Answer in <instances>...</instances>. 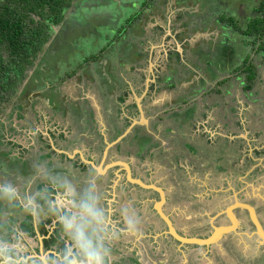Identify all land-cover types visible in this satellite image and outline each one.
Listing matches in <instances>:
<instances>
[{
    "label": "flooded vegetation",
    "instance_id": "obj_1",
    "mask_svg": "<svg viewBox=\"0 0 264 264\" xmlns=\"http://www.w3.org/2000/svg\"><path fill=\"white\" fill-rule=\"evenodd\" d=\"M62 24L64 23L62 22ZM70 27L71 26L64 25L65 31H62V35L60 34V32H58V34L61 35L63 39H66L69 35L74 34L76 30L81 29V27H79L76 23L72 28ZM150 31L156 33L165 32V34H163L161 38L158 37L157 39L150 41V45L152 46V50L154 51L163 49V47L165 46L163 44L164 40L173 39L175 41V39H177L175 38V31L173 27L169 25L163 27L158 23L156 25L152 24ZM143 32L145 31L138 30V32L134 34H137L140 39L144 37H151V39H153L154 35L149 33L147 34L145 32L147 35L144 36L145 33ZM168 32L169 34H167ZM228 33L230 32H226V35ZM85 35H87V33ZM78 37L79 36L75 37L74 39H77ZM227 37L230 38L228 35ZM133 42L135 41H132V43H127V45L130 44L131 46L128 49L129 51H131L132 49L137 50V52L133 51L135 56H132L131 53L127 51L129 57H124V55H121L120 52L117 62L118 64L114 66L110 65V69L112 71V73L110 74H107V71L105 70L104 72H100V70L96 69L93 71V73L88 72V67L92 66L89 63L96 62V59L84 61L83 59H81V53L78 54L77 51L76 53L78 55L70 51L66 55L67 57L65 59H60V57L62 56L59 53H56V56H59L56 62L44 64L42 65L40 70H43L46 74L47 72L45 70H49V73L47 74L49 76V82L52 83L53 80H61L60 83L62 84V88L67 92H57L58 89L56 90V88L58 86H56V84L54 83L53 86H51L53 91H49L50 85L44 82L43 85L47 89L44 91L45 95H41L42 99H38L36 95H32L29 96V99L27 100V97H21L22 89L27 80L30 79L36 69L39 68L40 63H42V54H44L46 48L42 49L43 52L25 69L24 80L21 83L17 82L13 88V91L8 90L3 93V95H15L13 97L17 98L16 109L25 111H21V115L16 112L7 119H0V179L8 178L18 179L22 181L23 178L30 177L33 174V165L38 162L47 163V165L50 168H53L56 172H66L74 179H78L79 177L84 176L87 169L94 168L97 169L100 173L102 172L101 175L103 176V181L100 184V191L106 197L110 207H118L121 205V203L132 201L141 212L144 232L142 239L145 244V250H143V246H141L142 249H139V252H137L142 261L140 262L137 258L138 264H152L153 255L151 253L152 249L150 248H153L154 246L156 247L157 243H159L158 241H160L161 246L165 250L164 252L160 253L159 257L164 254L166 259H157L155 257L158 261L157 264H175L177 261V257L175 256V254H177V256L179 257L178 261H181L180 264H211L208 257H211L212 255L214 256V260H217L216 262L214 261V264H218L219 262V264H264V250L261 249L264 248V246H259V240L256 237L255 229L249 218V214L246 210L235 206L236 202L247 203L251 205L258 215L260 224L264 228V221L259 215L260 209H262L261 206L264 205V198L257 195V200H261L263 202V205H260L257 200L253 199L252 201L247 197H239V194H237L232 188H229V192L232 198L225 199L224 197H222V193H219V196L216 195L217 192L221 191L220 186H217L219 188L216 189L215 186H212L211 188L203 186V194L205 195L201 197L203 198V204L199 203L197 199L192 198L194 199V201H192L190 205L192 207V214L199 216V219L194 220L195 223H193V233L189 234L188 232L185 233V231L180 228L181 222L175 220L174 218L175 215H177V217L180 215L179 211L181 210V207H178L180 208V210H178L177 207H173L172 214L166 212L165 207H167L169 204H176V202H169L167 190L160 183H158L159 181H156L155 178H151L152 180H148V177H146H153L152 175L155 168L157 166H160L158 168L163 169L164 164H166L167 170L165 171V173L169 175V179H171L175 186L176 184L177 186L179 184V186H182L185 189V193L181 195L185 198L188 197V188L191 186V175L185 172L186 167L194 165L196 167L195 170L199 169V171H205V169L209 168L207 170L210 171V169L212 168L210 164L213 161V156L216 158L215 160L218 163L219 167L216 166V162L213 163L214 169L213 171H211V173H216L218 171L223 174L222 176L224 177L222 178H227L231 181L237 177L245 176V173L247 172H250V174L252 175L258 170L257 165H259V161L254 162V158H252L250 155L248 156L247 154H245L244 157V151L242 149L241 142L246 141L249 147V140L247 138L249 137V134L247 133V135H244L246 134L245 126L248 127L247 129L252 127L256 128L257 126L261 129L260 131H258L259 134L262 133V135H264V122L261 121L262 118L259 119L261 116L255 118L253 123H250V125H248L246 124V121L242 123L241 119L236 118V110L230 107V103H225L223 97H221L219 101L213 100L212 104L209 103L210 101L202 103L203 91H205L204 95L208 96L216 93V91L223 93H227L229 91V88H225L227 80H220L219 77L220 75H224L226 71H232V68L228 67V62L223 71L221 67L220 71L215 70V68L212 66V61L213 57L216 56H214L213 53L212 59H210L208 62H197L192 57L193 55H196V57L198 56L197 49L200 50L199 43H196V46L194 47L195 49L189 52L191 53L190 55L185 49L183 50L181 46V44H184L183 41H180V43L175 41L174 45H176V48L168 50L165 54L162 53L163 62H158V64L154 63L153 67L151 66V55H149L148 50L144 48V44L143 46L141 45L143 41L140 43V45ZM180 46L182 51L180 50ZM209 49L208 52H212V50ZM52 52H55V48ZM73 54H75L76 56H80L79 59L78 57L77 59L73 58ZM162 54L160 53V55ZM52 56H54L53 53H51L50 57ZM122 56L124 57V59L121 58ZM82 62L84 63L82 64ZM79 63L82 64V66ZM100 63L102 66L105 64L106 66H108V62L104 64V60ZM166 63H168V66H166ZM233 63L236 66L244 62L239 61ZM250 63L251 62H246V64ZM79 65L81 66V68H83V70H80ZM133 66L136 68V70L132 69ZM163 68L167 69V72H171L175 75L172 76L171 74L169 76H166V79H164L163 81L161 80V84H166L167 87H163L158 80L159 77H157L158 74L163 70ZM210 68L215 72V74L218 75L217 77L212 79L213 74L210 73ZM243 69L245 71V67ZM80 71L83 73L82 75L87 78L92 77L93 74L96 78L97 74L108 75V77L110 78L108 82L113 83L112 85H110V96L112 97V101L115 104H106L105 100L101 98L103 104L100 105V103L98 104L97 102V105H94V107L93 101L95 98L93 97V99L86 94L85 91L87 81L85 82L86 78L81 81L80 77L82 75L80 74ZM114 72H116V75H114ZM144 72L145 74H150L149 79L143 78V76L145 75L143 74ZM53 74L54 76H52ZM225 75L227 76V74ZM123 76L126 77L128 81L134 82L133 88H130L131 92L135 95L133 103L134 107L132 109L129 107L131 109L130 114H128V118L130 121H128L127 119L120 120V107L122 105L121 102H126V87L129 86L128 82H126ZM256 76L257 77L254 78L252 82L251 89H246L245 85L247 84V81L245 79L244 82L246 83L242 86V90L247 92L248 96L252 97V99H260L259 103L261 108H258V110L263 111L264 109L261 99L264 98V92L263 94H261L257 90H254V86L256 85V83H262L263 78L260 74H258V72ZM153 77H156L155 83H149L148 85L147 82H152ZM171 77L175 83L167 84V82L170 81ZM142 80L144 81V86L142 87L143 90H141L140 96L137 97L139 99V101L137 102L136 95H138L137 93H139L140 85L143 84ZM179 82H186L188 85L192 82L195 86L199 85L200 90L194 88L189 89L190 91H187V89L185 88L186 86L183 87L181 85L180 87H178V89L180 90H178L173 85H178ZM215 82L220 87L216 91L212 89V85ZM228 84L230 83L228 82ZM154 85L156 88L155 90L153 88ZM19 86H21V90L18 94L17 91L15 92V90ZM115 86H118V91L116 92V95L114 97L112 89ZM163 88L173 89V92H168ZM161 90L164 93L162 97V93L161 95H159V92H161ZM46 93L51 95L47 96ZM121 93L123 95L122 98L120 97ZM103 95L106 99V94ZM164 96H166V98H164ZM167 96L173 99H167ZM96 99V101L100 99L99 95H97ZM161 99H163L164 101H161ZM194 99H198V101L202 103L199 107L196 108V110L191 107V105H197L196 100ZM22 101H25L27 105L23 106ZM36 102H41L40 108L37 107L38 105H36ZM138 105L141 107L143 116L138 109ZM212 108L214 110L211 113L212 116L214 114L213 117H215V115L218 116L221 112L224 111L222 117L224 119V125L226 126L227 131L234 130L233 132H235L236 134H232L231 136H229L227 135L228 133H225L224 131L218 133L217 130L212 132L208 129L209 127L213 126V124L210 122L213 117L208 113V110H211ZM2 110L3 109L0 106V112ZM162 112L163 114H160ZM151 114H154L156 116L154 120L149 118V115ZM21 117L25 120V122L29 121L32 123L30 129H39V138L35 139V142H32L34 138H30L28 136V133L30 131L27 132V129H25L22 133L20 132L22 131L21 129H19V123H21L19 121H21ZM141 117L144 119L142 124H140ZM31 119H33V121ZM132 121H135L139 124H135L131 132L126 136V138L122 140L124 141V147H119V143L116 144L108 150L107 155L104 158L103 151L106 146L105 142H113L118 136L123 133V131L130 125ZM101 122H104L106 128V130L103 132H101ZM123 122H126L127 125L121 128L120 123ZM161 122H164L165 124L171 123L173 126L176 125L177 128L171 129L168 127L162 129V127L160 128L158 125ZM187 128H191L190 130H196L197 132L199 130V135L198 133H196L195 136H197L193 137V139L191 138L193 143H191L192 141L189 142L191 144L190 147L200 150L204 155V157L199 158L195 162L193 161L192 152H190L191 150H189L190 148L187 145V141L183 143L184 140H187V135L185 133L187 132ZM113 129L114 131H120L122 129V133L117 135L114 139H112L111 137ZM205 129L206 131H204ZM236 129L240 132H236ZM241 132H244V134H239ZM20 133L21 136H18L20 135ZM106 134L109 135L110 138H106ZM193 135L194 134H192V136ZM229 138L231 140H229ZM143 139L146 140L143 141ZM189 140L190 138L188 139V141ZM214 143L216 144L214 145ZM27 145L30 146L28 147ZM136 146H138V148L135 150ZM27 148L29 149L26 150ZM120 148H124L127 152L131 153L130 155L132 156H130L128 159L125 158V160L121 159V157H119L120 151H118V149ZM252 149L256 150V148ZM29 150L30 153L24 155V153L28 152ZM114 150L115 152H117V155L113 157L112 153ZM255 150L253 152H256ZM15 152H18L19 155H14ZM186 155H190V160L187 161L186 166H182V164H184L185 162L184 157ZM110 158L114 159L110 160ZM132 158L134 159V164L132 163V165L135 168L127 163L130 162ZM206 158L207 161L205 160ZM240 159H243L244 164L242 166L236 167L235 165L238 163V161H240ZM120 162H124L129 165V167L131 166L133 168V172L135 173H131L132 178L138 179L149 186L154 185L156 186V188L162 190L164 201L160 205L161 211L169 219L178 236L187 239L196 238L199 240H207L214 235L217 229L221 227H228L232 224L230 215H233L235 217V220L237 221V225L239 227L235 228V233L231 231L228 232L227 235H225L222 239H220L216 243L210 244L208 247L179 243L169 234L166 224H164L162 219L155 211V205L160 202V194L157 191L153 190V188L144 189L137 186L136 184H132L127 179L126 174L123 175V180L127 183V187L123 186L120 188L118 182L119 174L117 173V170H119V168L122 166L118 164ZM247 162L253 165L247 168ZM122 167L124 169L123 171L126 172L125 167ZM138 168H140L141 170H139V174H136ZM242 169H244L245 171L242 172ZM156 178L159 177L156 176ZM225 181H223L222 184ZM201 184H204V181ZM243 184L245 186L247 185L245 182ZM219 185H221V182H219ZM43 186L44 185L39 181L35 183L36 188H42ZM247 190H251V188L248 187L246 191ZM225 192L226 191H224L223 193ZM252 193L256 194L257 192L255 193L252 191ZM153 195L156 196V200L154 202L151 201ZM179 197L180 194H175L174 196V198L176 199ZM200 205H202L203 207V217L200 216ZM179 206H183V201L180 202ZM230 206H234L231 212L229 211ZM150 211L157 214L159 219L157 217H154L153 219L157 221V225L161 223L162 230L160 229V227L159 230L155 229L156 222L151 218V213H148ZM15 219L22 228H25L29 232L35 233V239L38 242L39 247H48L55 241L57 229L51 230L46 227V225L48 226L50 223V228L52 222H45L43 225H41L40 223H32L29 218L22 215L19 218L18 216L15 217ZM27 219L28 222L25 227L24 222ZM54 227H58L57 224L54 225ZM238 230L241 233H238ZM157 231L158 233H156ZM242 233H244L243 238L240 236ZM233 237H235L234 241L232 240ZM236 237L239 238L241 242L244 239L245 243L247 242L246 239L248 238H251V240L255 241L254 246L256 248V254L254 259L250 263L248 261L247 263H245L246 259L243 257V253H240L242 245L238 244ZM153 238H156V240H154ZM125 240H123L122 242H124ZM150 241L153 242L150 244ZM131 243H129L130 250H123L121 248L117 249V246L114 253H117L119 255L120 251H122L126 253L132 260L133 258L131 252L136 253V251H138V245H131ZM233 243L237 245L238 249L234 247ZM171 250L174 251V255L172 258L168 256L167 252ZM207 251L209 253L207 255H204V253H206ZM221 253H224L222 257L219 256ZM119 256L117 258L115 257L116 259L114 264H122L123 262H125L123 259H120Z\"/></svg>",
    "mask_w": 264,
    "mask_h": 264
},
{
    "label": "rangeland",
    "instance_id": "obj_2",
    "mask_svg": "<svg viewBox=\"0 0 264 264\" xmlns=\"http://www.w3.org/2000/svg\"><path fill=\"white\" fill-rule=\"evenodd\" d=\"M2 1V0H0ZM215 1L216 0H120V4H118V7L116 5V1L114 2H108L105 3V1H98V0H73V3L71 5L72 8V13L70 14V11L67 12L68 18L70 16V19H68L67 17H65L64 21H62L64 24H67V26H71L70 28H72L75 24V22L72 21H77V22H81V28L82 26L86 25L85 22L89 21V22H93L92 24H94L95 26L97 25L98 28L97 33L92 34V35H85L86 32H81L80 30H76L75 33L73 34L74 37L79 36L77 39H74L72 36L71 38L74 39L72 46H71V50L72 52H74L76 55L80 54L81 59H83L84 61L87 60H91L92 57L96 58V62H103L104 60V64L105 61L106 62H110L112 66L118 64V57L120 54V47H123L125 49V45L127 43H132V41H135L133 43L135 44H139L141 43V45L143 46L144 44V48H146L148 51L150 50V41L151 40H155L158 37H162L163 34H165V32H152L150 31L151 29V25H156L157 23L161 26H172L174 31H175V41L180 43V41L184 42V44L182 46L183 50L185 49L188 53L190 51H192L193 49H195L194 47L196 46V43H200V50L202 52L207 51L209 48L212 50L211 53L214 54V56L218 55L221 52L220 49V44L223 43L221 42L218 37H219V33H220V29L219 28H212L213 26V21H214V17L219 13V10L214 9V5H215ZM135 11L138 12V16L137 18H135L134 20L132 19L129 22V18L132 17L135 13ZM88 15H92L90 18H88ZM91 19V20H90ZM93 19V20H92ZM139 19V20H138ZM194 23L196 24V29L198 31L193 32L192 31V26L194 25ZM73 24V25H72ZM62 23H58L57 25H49V32H46V30H43V33L46 34L47 33V37H48V41L45 44L44 47V43H43V48H48L49 44L51 41H55L56 36L58 35V32H60V34L62 35L64 30V27L62 26ZM138 25V29L140 31H145L147 34H152L154 35L153 39L150 38H142L140 39L139 36L137 34H132V28H135ZM91 26V25H90ZM123 29V30H122ZM63 31V32H62ZM148 31V32H147ZM171 31V30H170ZM143 32V33H145ZM145 33L144 36H146L147 34ZM230 38H232V34L228 33L227 34ZM174 37V35H173ZM201 38V42H199L198 40ZM175 41L172 39H166L164 40L163 44L165 45L163 47L162 50H150L151 51V66L155 64H158V62H163V54H165L168 50L170 49H175L176 45H174ZM263 41H264V37H263ZM68 44H63V46H67ZM161 45V44H160ZM175 46V47H174ZM180 46V50L182 51ZM131 47V46H129ZM208 47V49H207ZM55 52H52L54 55H56V53H59L57 47H55ZM122 48V49H123ZM95 50L94 53L91 54V51ZM102 50V51H101ZM128 50V49H126ZM76 51L78 52V54L76 53ZM124 51V50H123ZM129 51V50H128ZM133 51L137 52L136 49H132L131 51H129L131 53L132 56H135V54L133 53ZM98 53H102L103 55L109 56V59L106 57H102L103 59H101V57H98ZM122 52V51H121ZM61 53H65L63 50H61ZM160 53L162 55H160ZM246 54L249 55V58H253L255 60L252 59L253 62H251L252 64H254V66L257 69L258 74H260L263 78V82L258 84L256 83V85L254 86V90H257L258 92H260L261 94H263V90H264V59L262 56H259L258 54H256L254 48L252 47H248V49L245 51ZM75 54H73V58L79 59L80 56H76ZM148 54H150V52H148ZM191 55V53H189ZM205 53H201V55L199 56V59L201 60L202 58L204 60H206V57L204 55ZM124 57H129L128 53H123ZM204 55V56H203ZM247 55V56H248ZM76 56V57H75ZM124 57L122 56L121 58L124 59ZM41 58V57H40ZM61 58V57H60ZM106 58V59H105ZM197 62L198 61V57H196V55H193V57ZM215 57H213L214 59ZM80 59V60H81ZM212 59V57H211ZM79 60V61H80ZM94 60V58L92 59ZM78 62V61H77ZM132 62V61H131ZM166 62V60H165ZM81 63V62H80ZM84 62H82L83 64ZM91 63V62H90ZM81 64V66H82ZM92 65V63H91ZM100 65V64H99ZM243 63L238 64L237 66H234L232 71H226L225 74H227V76L224 75H220V80H227L226 82V86L225 88H229V91L227 93H223V92H218L216 90H218L220 87L216 84V82L212 85V89L214 91H216V93L211 94L210 96L208 95H204L205 91H203V98H202V103H205L206 101H210L209 103L212 104L213 100L214 101H219L221 97L224 98V102H228L230 103V107L234 108L236 110V118L237 119H241L242 123L244 121H246V124L250 125V123H253V121L255 120V118H258L259 116H261L259 119L264 118V110L260 111L258 110V103H256L257 101H253L252 97H249L247 92L243 91L242 86L246 83L244 82L246 79V73L244 69H241ZM80 66V70H83V68H81ZM166 66H168V63H166ZM212 66L215 68V70H219L220 71V67H221V62H212ZM154 67V66H153ZM152 67V68H153ZM75 68V67H73ZM101 71L100 72H104L107 71V74L112 73L110 67H107L106 64L101 66ZM134 66H133V70H134ZM235 68H237V70H235ZM211 69V68H210ZM88 72L93 73V71L95 70L92 66L88 67ZM122 70V68H121ZM143 70V69H142ZM145 70V69H144ZM47 72V74L49 73V70H45ZM77 71V70H76ZM80 74L82 75L83 73L80 71ZM145 74V72L143 73ZM165 74V75H163ZM171 72H167V69H164L158 74L157 77L158 80L160 81L161 84V80L163 81L164 79H166V76L171 75ZM220 74V73H219ZM114 75H116V72H114ZM91 76V74H90ZM155 76V75H154ZM172 76H175L174 74H172ZM150 74H145L143 76V78H147L149 79ZM81 81H83L84 78H86L85 82L86 83V94L93 98V106L97 105L96 103L98 102V104L100 103V105L103 104V100H105V97L103 95V89L101 88V81H105V86L104 88H106L108 91L111 89V86L113 83L112 82H108L110 80V78L108 77V75H99L97 74V78L95 77V75L93 74L92 77H85L84 75H82L81 77ZM123 78H125L126 82H128L129 86L126 87L127 90V94L125 96L126 102H121V104L123 106H125V108L128 109H132L133 103H134V93L131 92L130 88H133V83L132 81H128L126 79V77L123 76ZM231 78V79H230ZM155 79L156 77L152 78V82H147V84L149 85V83H155ZM230 79V80H229ZM50 80H46L43 81L41 84L36 86H33V89L30 88V93L26 95L27 100L29 99V96L32 95H36L38 97V99H42V96L44 94V91L47 89L46 87H44L43 83L46 82L48 85L53 86V83L56 84V86H58L56 88L57 92L62 91V92H67L65 89L62 88V84L60 83L61 80H56L51 83L49 82ZM143 81V80H142ZM228 82L230 84H228ZM79 83V82H78ZM82 83V82H81ZM159 83V82H158ZM173 84L175 83L174 80L170 79V81L167 82V84ZM83 84V83H82ZM80 85V84H79ZM163 87H167L166 84H161ZM183 86L187 89V91H190L189 89H198L200 90V86L197 85L195 86L192 82L188 85L186 82L181 83L179 82L178 85H173L175 86L177 89L178 87ZM15 86V85H14ZM144 86V81L143 84L140 85V89H139V93H137L138 95H136V98L140 96L142 87ZM14 88V87H13ZM154 90L155 85H154ZM164 90H167L168 92L171 91L173 92V89H167V88H163ZM21 90V86H19L15 92L17 91V93L19 94ZM134 90V89H133ZM180 90V89H178ZM51 91V90H49ZM48 91V92H49ZM105 91V90H104ZM118 91V86L114 87L112 89L113 92V96L115 97L116 92ZM107 93V91H105ZM122 92V91H121ZM165 92V91H164ZM162 93V95H161ZM163 92L161 90V92H159V95H161V97L163 96ZM202 94V92H201ZM45 95V94H44ZM47 96H50L51 94L46 93ZM97 95H99V100L96 101V97ZM196 95V93H195ZM7 96V97H5ZM15 96V95H13ZM13 96H9L7 95H0V106L3 109L0 112V119H7L8 117H11L12 114H15L16 112H18L19 115H21V111H25V110H19L16 109L17 108V98L13 97ZM201 96V95H200ZM25 97V98H26ZM120 97L122 98L123 95L122 93L120 94ZM102 98V99H101ZM167 99H171V98H167ZM173 99V98H172ZM171 99V100H172ZM131 100V101H130ZM196 100V99H194ZM100 101V102H99ZM161 101H164L163 99H161ZM169 101V100H168ZM43 102V101H42ZM222 102V101H220ZM261 102L263 103V109H264V98L261 99ZM202 103H200V101H198V99L196 100V104L197 105H191V107L194 108V110H196L197 107H199ZM222 104V103H221ZM36 105H38L37 107L40 108L41 102L37 103ZM46 105V104H45ZM121 105V106H122ZM10 106V107H9ZM94 106V107H95ZM99 106V105H98ZM130 107V108H129ZM124 108V107H123ZM130 109V110H131ZM32 110V109H31ZM33 111V110H32ZM213 108L210 110H208L209 115H211ZM224 112V111H223ZM223 112H221L218 116L213 114V118L211 119V123L213 124L212 127H209L208 129L210 131H216L218 133L221 132H225L228 133L227 135L231 136L232 134H236L235 132H233L234 130L231 131H227L226 126L224 125V119L222 117ZM185 113V112H184ZM160 114H163L160 113ZM182 114V113H181ZM155 115L151 114L149 115V118H151L152 120L155 119ZM21 123H19V129H21L22 131H20L21 133L27 129L28 131H33V129L31 128V122H25V120L21 117L20 118ZM33 121V119H31ZM206 123V122H205ZM159 127L162 129L165 128H171V129H176V125L173 126L171 123H167L165 124L164 122H161L158 124ZM163 125V126H162ZM248 127L245 126V133H239L241 135H247V133L249 134L247 137L248 138V143H249V148L248 144L246 141L241 142V146L242 149L244 151V157L245 154H247L248 156L250 155L252 158H254V162H258L259 161V165H257L258 170L253 173L252 175L250 174V172L245 173V176L242 177H237L235 179H233L232 181L227 179V178H222L224 176H222L223 174L220 172H216V173H211V171H213L214 169V165L213 163L216 162V158L213 156V161L211 162V169L210 171L205 169V171H199V169L195 170V166L191 165L189 167H186V171L189 175H191V186L188 188L189 191V195L188 197H183L181 195H183L184 192V188L182 186H176L173 184V182L171 181V179H169V175H167L165 173V171L167 170V166L166 164H164L163 169H159L157 166L155 168V170L153 171V177L155 178L156 181H159L158 183H160L166 190L168 193V198H169V202L172 203L173 201L176 202V204H169L167 207H165L166 212H168L169 214H172L173 211V207H177L179 211L180 215L177 217V215L174 216L175 220H178L179 222H181V226L180 228H182L185 233H193V227L195 223V219H199V216L192 214V207H188L189 206V202H192L193 199L195 198L197 199V201L199 203L203 204V198H201L202 196H205L203 194V186H207L209 188H211L212 186H215L216 188H219L217 186H220L221 191L217 192L216 195L219 196V193L223 194L222 197H224L225 199H231L232 196L229 192V188H232L237 194H239V197L241 198H248L251 199L253 201L257 200V195H259L260 197L264 198V135H262V133L259 134L258 131H260L261 129L259 127L256 126V128L252 127L247 129ZM191 128H187V140H184V142L187 141V145L189 146V150H191L190 152H192V158L193 161L195 162L196 160H198L199 158L204 157V155L202 154V152L198 149H193V147H190V143L193 139V137H196L195 134L199 132L196 130H190ZM190 130V131H189ZM208 130V131H209ZM206 131V129L204 130ZM236 132H240L239 130L236 129ZM20 135L18 136H21ZM192 134H194L192 136ZM199 135V133H198ZM190 138V140L188 141V139ZM192 138V139H191ZM198 138V137H197ZM210 139V138H209ZM146 140V139H145ZM124 141H121L119 143V147H124L123 145ZM193 143V141L191 142ZM31 144V143H30ZM216 143H214L215 145ZM232 144V143H230ZM28 147L30 145H27ZM138 148V146L135 147V150ZM252 148H256L252 149ZM29 148H27L26 150H28ZM248 149V150H246ZM169 150V149H168ZM256 152H253V151ZM119 152V157H121V159L125 160L128 159L131 153L127 152L124 148H120L118 149ZM87 152V150H86ZM12 153V152H11ZM30 150L28 152H25L24 155L29 154ZM113 157L115 155H117V152H115V150L112 153ZM255 155V156H254ZM185 162L184 164H182V166H186L187 161L190 160V155H186L184 157ZM114 159V158H110ZM207 161V158L205 159ZM215 160V161H214ZM249 161V160H248ZM243 162V163H242ZM129 165H132V163L134 164V159L132 158L130 162H127ZM194 164V163H193ZM244 164L243 159H240V161H238V163L235 165L236 167L238 166H242ZM253 164H250L249 162L246 163L247 168L251 167ZM130 166V171L131 173L133 172V168L135 167H131ZM142 167V165H141ZM255 168V167H254ZM253 168V169H254ZM240 169V167H239ZM123 167L121 166L119 168V170H117V173L119 174V185L120 188L125 186L127 187V183L123 180V175L126 174L125 171H123ZM139 170H141L140 168L137 169V173L139 174ZM242 172H244L245 170L242 169ZM116 172V171H115ZM121 172V173H120ZM135 173V172H133ZM244 175V174H243ZM249 175V176H247ZM156 176H158L159 178H156ZM247 176V177H246ZM205 178V179H204ZM167 179V180H165ZM152 180V179H151ZM226 180V181H225ZM204 181V184H201ZM225 181L223 184L222 182ZM242 181V182H241ZM219 182H221V185H219ZM246 183L247 185L245 186L243 183ZM189 183V184H190ZM161 186V187H162ZM228 187V188H227ZM250 187L251 190H247L246 189ZM226 191L225 193H223L224 191ZM253 192H257L256 194H253ZM261 193H260V192ZM180 192V193H179ZM175 194H180L179 198H174ZM261 194V195H260ZM156 200V196L153 195V197L151 198V201L154 202ZM181 201H185V205L184 206H179ZM208 201V200H207ZM258 201V200H257ZM259 204L263 205V202L260 200L258 201ZM174 203V202H173ZM182 204V203H181ZM188 209L186 211H184V208ZM260 208V207H259ZM262 209H260V216L264 221V205L261 206ZM199 210H200V216L203 217L202 211H203V207L202 205L199 206ZM153 211V210H152ZM148 212L151 213V218L153 219L154 217H157V214H155L154 212ZM159 219V218H158ZM156 222V227L155 229L162 230V226L161 223H159V225H157V221L155 219H153ZM213 221V220H211ZM193 225V226H192ZM240 231L238 230V233ZM243 232H249V231H243ZM158 233V231L156 232ZM241 233V232H240ZM243 234L242 233L240 236L243 238ZM146 235V233H145ZM238 237V236H237ZM236 237V238H237ZM154 240H156V238H153ZM232 240H235V237L232 238ZM231 240V241H232ZM247 242L245 243L244 239L242 240V242L240 241L239 238H237L238 244L242 245V251L240 250V253H243V257L246 259L245 263H247V261L250 263L256 254V248L254 246V242L253 240H251V238L246 239ZM230 241V242H231ZM132 242V243H131ZM153 241H150V244ZM159 243H157L156 247L154 246L152 249L151 253L153 255L152 257V264H157V259L160 258H165V255H160L161 252H164L165 250L163 249V247L161 246L160 241H158ZM240 242V243H239ZM244 242V243H243ZM131 245H138V248L135 252H131L132 255V260L131 258L124 252L120 251V256L117 253H114V256L117 258L119 256L120 259H123L125 262H120L122 264H138L137 263V258L139 259L140 262L141 258L139 257V254H137V252H139V249H142L141 246H143V250H145V244L143 239H132L129 238L127 240H125L124 242H121L118 245V248H121L123 250H130V244ZM155 245V244H153ZM234 247L238 249L237 245L234 244ZM149 249V250H150ZM264 250V248H261ZM174 250V249H173ZM167 251L168 252V256H170L171 258L174 255V251ZM209 252L207 251L206 253H204V255H207ZM137 254V256H136ZM224 255V253H221L219 256L222 257ZM175 256L177 257V261L175 264H180L181 261H178L179 257L177 256V254H175ZM157 259H156V258ZM115 258V259H116ZM208 259L210 260L209 262L211 264H214V261L216 262L217 260H214V256L212 255L211 257H208ZM115 262V260H114ZM218 263V262H217ZM220 263V262H219ZM218 263V264H219ZM241 263V262H240ZM242 264V263H241ZM252 264V263H251ZM257 264V263H255Z\"/></svg>",
    "mask_w": 264,
    "mask_h": 264
},
{
    "label": "clouds",
    "instance_id": "obj_3",
    "mask_svg": "<svg viewBox=\"0 0 264 264\" xmlns=\"http://www.w3.org/2000/svg\"><path fill=\"white\" fill-rule=\"evenodd\" d=\"M28 136L35 142L39 129ZM37 181L44 186L36 188ZM102 181L94 168L74 179L42 162L22 181L0 179V264H114L123 240L142 238L143 222L132 201L110 207L100 191ZM18 215L41 225L55 221L53 244L39 247L35 233L17 223Z\"/></svg>",
    "mask_w": 264,
    "mask_h": 264
},
{
    "label": "trees",
    "instance_id": "obj_4",
    "mask_svg": "<svg viewBox=\"0 0 264 264\" xmlns=\"http://www.w3.org/2000/svg\"><path fill=\"white\" fill-rule=\"evenodd\" d=\"M101 1H105V3L116 1L117 7L118 4H120V0ZM72 3L73 0L0 1V95L8 90L13 91L14 85L24 80L25 69L43 52V43L45 47L48 41L47 33L44 34L43 30L45 29L46 32H49V25H57L58 23H62L65 17L68 18V16H66L67 12L70 11L69 15H71L73 11L71 8ZM214 9L219 10V13L214 17L212 28L215 27L220 29L221 33L218 39L223 43L220 44L221 52L216 55L212 62H221L222 71L228 62V67L232 69L235 66L233 62H244L241 69L245 67V72L247 73V84L245 87L247 90H250L254 78L257 77V69L251 63L246 64V62H253V58H249V55L246 54L245 51L248 47H252L256 54L262 56L264 59V0H216ZM91 16L92 15H88V18ZM137 16L138 12L135 11L134 15L129 18V22L137 18ZM68 19L71 21L70 16ZM72 22H75L81 27V22ZM85 23L86 25L82 26L80 29L81 32H86L89 35L97 33V25L95 26L92 24L93 22L89 21ZM64 25L67 26V24H63L62 26L64 27ZM196 28V24L194 23L192 31H198ZM138 30L137 25L135 28H132V33H137ZM226 32L232 33V39L227 37ZM72 35L73 34L63 39V37L58 34L55 41H52L50 46L46 48V51L42 54V63H40L39 68L36 69L33 76H31L23 86L21 97L25 98L26 95L30 93V88L33 89V86H36V84L39 85L43 81L49 80V76L43 70H40V68L44 64L54 63L58 59L59 56L57 57L56 55L50 57L54 46L59 50V54L62 56L61 58L65 59L67 57L66 55L72 51L71 46L74 41V39L71 38ZM73 38L75 37L73 36ZM200 40L201 38L198 41L201 42ZM63 44L68 45L64 47ZM126 45L125 49L123 47H121V49L119 48L122 51H120L121 55L124 52L127 53L128 50L126 49L130 48V44ZM61 50L65 53H61ZM94 52L95 50L91 51V54ZM201 53H205L206 60L203 58L201 60L199 59ZM97 54L101 59H103L102 57L109 59V56L103 55L102 53L97 52ZM197 54L199 62H208L211 57H213L212 53L210 54L208 50L202 52L197 49ZM93 58L96 59L92 57L91 60ZM89 64L91 65V63ZM110 65L111 63L108 62L107 67H110ZM101 66L100 62H92V67L96 70L101 71ZM235 70H237V68H235ZM209 71L213 74L212 79L218 76L212 69H209ZM52 76H54V74ZM105 85V81H101L103 94L107 96L105 103L114 105L115 103L110 96L111 90L108 91L104 88ZM49 90L53 91L52 87H50ZM104 90L107 91V93ZM164 98H166V96H164ZM257 100L260 99H253V101ZM259 102L260 101H257L256 103ZM22 104L23 106L27 105L25 101H22ZM259 108H261L260 103ZM126 125V122L120 123L121 128ZM121 131L122 129L120 131H114L113 129L111 135L112 139L122 133ZM144 140L145 139H143V141ZM216 166L219 167L217 162ZM19 217H21V215H18V218ZM27 222L28 219L24 222L25 227Z\"/></svg>",
    "mask_w": 264,
    "mask_h": 264
},
{
    "label": "water",
    "instance_id": "obj_5",
    "mask_svg": "<svg viewBox=\"0 0 264 264\" xmlns=\"http://www.w3.org/2000/svg\"><path fill=\"white\" fill-rule=\"evenodd\" d=\"M167 34H169V32ZM136 101L138 102L139 99L136 98ZM138 109H139L140 113L142 114L141 107L139 105H138ZM142 116H143V114H142ZM140 120H141L140 124H142L143 121H144V119L141 117ZM135 124H139V123H136L135 121H132L130 123V125L123 131V133L120 136H118L113 142H107V141L105 142V145L106 146H105V149L103 151L104 158L107 155V152H108V150L110 148H112L116 144L120 143L124 138H126V136L131 132V130L134 127ZM118 164L125 167L126 176H127V179L129 180V182H131L132 184H136L137 186H139L141 188H144V189H146V188H153V190L157 191L160 194V202L155 205V211L158 214V216L162 219V221L164 222V224H166V226L168 228V231H169V234L175 240H177L179 243H181V244H188V245H190V244L191 245H201L203 247H208L210 244L216 243L217 241H219L220 239H222L225 235H227L228 232H230V231L231 232H234L235 231V228H238L239 227L237 225V221L235 220V217L233 215L232 216L230 215V218L232 220V224L229 225L228 227H221V228L217 229L215 231L214 235L211 238L207 239V240H199V239H196V238H189V239H187V238H183V237L178 236L176 234L173 226L171 225V222L169 221V219L161 211L160 205L164 201V195H163L162 190L159 189V188H156V186H154V185L149 186V185L144 184L143 182H141L138 179L132 178L131 177V171H130L129 165H127L124 162H120ZM235 206L240 207V208H242V209H244V210H246L248 212L249 218H250V220H251V222H252V224L254 226V229H255L256 237L259 240V242H258L259 243V246H261V245L264 246V228L260 224L258 215L256 214V212L253 209V207L251 205L247 204V203H239V202H236ZM233 207L234 206H230L229 207V211L230 212H231V210H232Z\"/></svg>",
    "mask_w": 264,
    "mask_h": 264
},
{
    "label": "crops",
    "instance_id": "obj_6",
    "mask_svg": "<svg viewBox=\"0 0 264 264\" xmlns=\"http://www.w3.org/2000/svg\"><path fill=\"white\" fill-rule=\"evenodd\" d=\"M149 48H150V50H152V46H151V45H150ZM150 50L148 51V52H150L149 55H151V51H150ZM134 70H136V68H134ZM167 97L169 98V96H167ZM123 107H124V108H123ZM120 109H121L120 120H121V119H122V120H126V119H127L128 121H130L129 118H128V117H129L128 114H130V109L125 108V106H123V105L120 107ZM261 121L264 122V119L262 118ZM100 125H101V132L105 131L106 128H105V124H104V122H101ZM106 135H107V134H106ZM105 137H106V136H105ZM106 138H110L109 135H107ZM229 140H231V139L229 138ZM91 155H92V154H91ZM111 160H112V159H111ZM103 161H104V160H103ZM146 177H148V180H151V178H152L151 176H146ZM155 182H156V181H155ZM193 201H194V199H193ZM185 203H186V202L184 201V202H183V206L185 205ZM190 205H191V202L189 203V206H188V207H190ZM188 207H187V208H184L183 210L186 211V210L188 209ZM191 210H192V209H191ZM51 224H52V225L50 226V228H49L50 223H49L48 226L46 225V227H47L48 229H51V230L57 229V231H58V227H56V228L54 227V225H56L55 221H52ZM143 233H144V232H143ZM145 236H146V235H145ZM145 236H144V237H145Z\"/></svg>",
    "mask_w": 264,
    "mask_h": 264
}]
</instances>
